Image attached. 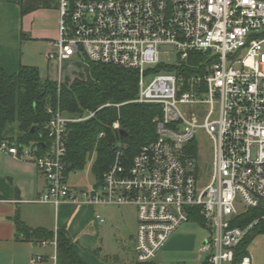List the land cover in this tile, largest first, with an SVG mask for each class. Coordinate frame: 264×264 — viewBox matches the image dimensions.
Wrapping results in <instances>:
<instances>
[{"label":"built area","instance_id":"2783aa9c","mask_svg":"<svg viewBox=\"0 0 264 264\" xmlns=\"http://www.w3.org/2000/svg\"><path fill=\"white\" fill-rule=\"evenodd\" d=\"M57 10L58 35L46 57L60 63L79 55L135 70L131 102L159 105L152 119L156 136L131 158L120 139L88 191L66 183L65 157L67 124L92 113L77 117L49 108L50 144L43 154L8 139L0 140V152L35 164L46 180L36 201L55 209L64 203L135 206L138 263L151 262L172 231L199 216L211 232L199 247V264H231L258 221L240 227L232 226L233 218L264 203V0H58ZM162 55H174L176 63L161 64ZM194 105L205 112L184 109ZM112 127L119 129L118 121ZM197 130L212 142L211 174L202 187L196 144L195 152L190 146ZM50 243L56 264V233ZM29 263L43 262L35 255ZM239 264H252L250 256Z\"/></svg>","mask_w":264,"mask_h":264},{"label":"trees","instance_id":"16d2710c","mask_svg":"<svg viewBox=\"0 0 264 264\" xmlns=\"http://www.w3.org/2000/svg\"><path fill=\"white\" fill-rule=\"evenodd\" d=\"M47 0H19L20 15L46 6ZM84 79L75 78L70 84H57L48 78H41L35 66L20 65L14 74H7L0 65V140L8 139L33 144L38 154H43L50 144L46 124L51 118L48 109H59L66 115L82 117L67 124L66 163L71 169H82L95 152L91 171L100 180L111 163L116 143L121 139L119 130L126 132L123 138L124 152L133 157L141 146L152 141L155 126L154 116L160 113L158 104L131 102L137 95V72L114 65H105L83 59ZM158 69V68H157ZM118 121L119 129L112 124ZM37 125L38 130L31 131ZM16 126L18 134L11 132ZM100 134H102L100 136ZM195 152V142L190 143ZM264 203L249 208L232 220V226H246L258 220L249 234L234 250L231 264H239L241 257L248 254V245L257 234L264 233ZM195 219L201 222V217ZM16 238L41 243L53 238L54 232L45 228H28L16 213L14 216ZM57 264H84L73 249L72 239L66 229L56 232ZM136 264H154L148 263Z\"/></svg>","mask_w":264,"mask_h":264},{"label":"rangeland","instance_id":"374dc122","mask_svg":"<svg viewBox=\"0 0 264 264\" xmlns=\"http://www.w3.org/2000/svg\"><path fill=\"white\" fill-rule=\"evenodd\" d=\"M45 5L22 16L25 25L29 28L25 29L27 36L52 34L57 30L58 0H47ZM39 38L38 36L37 39L28 43L26 39H23L19 54L22 55L23 61H29L33 66L38 67L41 78L70 84L75 78L86 77L82 56L76 55L60 63L48 60L45 57L44 45ZM160 62L175 64L176 59L174 55H162ZM184 109L196 112L198 116L205 112V106L199 105ZM90 113L92 112L85 115ZM17 134L18 131L14 126L11 136L15 137ZM194 142L197 178L199 187H202L208 182L211 174L212 142L202 130L196 131ZM93 158L88 159L82 169H71L67 172L66 183L70 187L88 191L96 183V177L91 171ZM97 215L103 219L102 223L98 222ZM64 220L67 221L66 228L72 239L73 249L84 264H136L134 242L130 238L135 233L137 225L135 206L106 203L71 204ZM210 234V230L199 222L183 223L172 231L168 240L153 257L152 262L154 264H199V247ZM51 240L46 241L45 245L36 247L35 252L42 254V264L54 262L52 258L54 247L50 243ZM248 255L252 264H264V233L253 237L248 245Z\"/></svg>","mask_w":264,"mask_h":264},{"label":"crops","instance_id":"0c3cea01","mask_svg":"<svg viewBox=\"0 0 264 264\" xmlns=\"http://www.w3.org/2000/svg\"><path fill=\"white\" fill-rule=\"evenodd\" d=\"M25 29L29 28L20 15L19 0H0V65L7 74L16 73L20 65L33 66L19 54L23 39L28 43L39 36L46 57L58 30L29 37ZM45 189L46 180L33 162L0 152V264H30L29 259L39 255L35 250L40 243L16 238V213L28 228H45L54 234L58 229L67 230V221L63 219L71 204L64 203L55 209L50 203L36 201Z\"/></svg>","mask_w":264,"mask_h":264},{"label":"water","instance_id":"95a60500","mask_svg":"<svg viewBox=\"0 0 264 264\" xmlns=\"http://www.w3.org/2000/svg\"><path fill=\"white\" fill-rule=\"evenodd\" d=\"M33 130H38V126H37V125H34V126L31 128V131H33ZM119 133H120V138H121V139H123V138L126 137V132H125L124 130H122V129L119 130ZM71 168H72V164L69 163V162H67V163H66V167H65L66 172L70 171Z\"/></svg>","mask_w":264,"mask_h":264},{"label":"flooded vegetation","instance_id":"af4514ba","mask_svg":"<svg viewBox=\"0 0 264 264\" xmlns=\"http://www.w3.org/2000/svg\"><path fill=\"white\" fill-rule=\"evenodd\" d=\"M130 238H133V234L130 236Z\"/></svg>","mask_w":264,"mask_h":264}]
</instances>
